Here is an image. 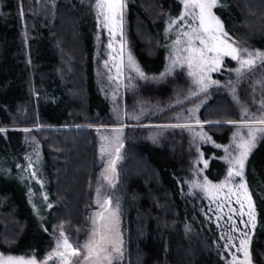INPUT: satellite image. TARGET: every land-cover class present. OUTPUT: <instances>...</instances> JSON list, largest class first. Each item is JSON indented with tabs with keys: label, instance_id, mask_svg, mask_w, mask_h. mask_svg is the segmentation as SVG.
<instances>
[{
	"label": "trees",
	"instance_id": "16d2710c",
	"mask_svg": "<svg viewBox=\"0 0 264 264\" xmlns=\"http://www.w3.org/2000/svg\"><path fill=\"white\" fill-rule=\"evenodd\" d=\"M180 1L122 0L121 40L144 76L124 64L115 82L97 69L98 59L90 60L73 8L59 4L46 22L22 13L16 0H0L2 253L40 259L51 228L79 227L92 129L117 125L126 264H231L225 243L232 225L247 238L251 264H264V133H256L241 176L254 219L234 215L230 224L201 189L202 179L226 178L227 148L245 130L244 109L250 117L264 114V63L238 74L224 57L211 74L216 85L201 92L166 49V22ZM212 12L233 44L264 50V0H217ZM21 19L29 28L25 40ZM28 87L38 95L26 101ZM69 94L80 99L68 100ZM114 102L116 123L109 116Z\"/></svg>",
	"mask_w": 264,
	"mask_h": 264
},
{
	"label": "rangeland",
	"instance_id": "374dc122",
	"mask_svg": "<svg viewBox=\"0 0 264 264\" xmlns=\"http://www.w3.org/2000/svg\"><path fill=\"white\" fill-rule=\"evenodd\" d=\"M16 2L18 10L21 9L22 13L26 12L30 17H34V15L38 14L39 17H37L41 21L45 20L46 22L50 21L53 18L56 6H58L59 4H67L69 10L73 8L76 13H79L81 18H79L81 28H83L82 36L85 39V49L88 50L91 61L95 62L98 59L97 69L104 75V77L106 76V78L108 77L110 78V80L113 78L115 82H118L120 81V78L122 76L124 64L127 68L133 69V67L129 64V54L125 48V45L123 44V41L121 40L120 21H118L117 25L114 28L115 35H112L110 33L109 27L105 26L103 16L98 15L100 10L96 7V0H16ZM184 12V3L183 0H181L180 9L171 14L169 20H167L168 22H166L167 26L165 28L164 35L167 40L166 49L169 51V53H171V59L173 60V62L176 61L177 64L183 66L189 73L187 63L188 52L184 50L188 47V37L184 36L183 33L190 32L192 27L198 26L199 21H196L195 24H193L190 16H185L184 19H180ZM18 13H21V11H18ZM67 17V26L69 25L70 27H73V29H75V21L72 20L70 16ZM171 21H175V23H171ZM20 23L22 25V28H20L21 37L25 40L29 36V28L26 25L23 26L24 19H21ZM79 37L81 38V35H79ZM72 39L77 43L78 37L76 34L73 35ZM178 40L180 41L179 44H177ZM227 42L232 44L233 47H237L238 49H240L241 54L244 56V58H247V52L264 53V50H252L243 46L238 47L229 40ZM110 44L111 47H109ZM194 44L196 47H201L198 40L194 41ZM224 57L229 58L234 63L235 67L240 68V64L238 63V61L232 59L231 56H222L221 63ZM60 61L61 59H58L59 63ZM245 68H247V66H245ZM65 70L67 71V69ZM214 72L216 71L207 73V88L216 85V82L213 83V81L215 80H213L211 76V74ZM192 79L194 80V77H192ZM195 79H198V77ZM195 84L197 89L202 92V85L197 83ZM36 95L38 94H36L34 88L28 87L26 101L30 98L33 99L34 97H36ZM73 98V95H68V100H73ZM79 99V97H77L76 99L74 98V100L76 101H78ZM109 116L116 123V120L119 116L118 104L116 102H114V104L112 103V105L110 106ZM4 119V116L0 115V122H4ZM77 127L86 128L83 126H73V128ZM119 127L120 126L117 125H101L96 126L95 129H92L93 149L92 165L90 167V183L87 187L88 191L86 207L83 211V215L80 216L81 224L78 228L65 226L51 228L49 231L48 244L44 248L41 258L36 259L38 264H61L59 257H53V259L51 260L48 259L49 254L56 249L57 241H59L61 244L60 251L64 250V237L61 236V231H63L64 236L68 238L69 243L72 244L74 248H78L81 251V257H69V259L78 260L79 264H93L96 259L95 257H93L92 261H85L83 259V256L87 254V249H85L83 246L90 239H94L96 241L100 240L99 235L93 236V231H102V229L100 228L99 219V214L102 212L105 216H108L110 212H115L116 214V223L119 235L117 237L116 234L113 233L110 239L113 243L116 244L117 247L120 248V253H112V264H126L124 233L121 224L122 196L120 194L118 184L123 159L122 132ZM253 127L257 128L256 125H253ZM63 128L66 127H61V129ZM117 129H119L120 131H117ZM240 130L242 129H238L235 134ZM240 133L241 135H246V129ZM235 134L234 141L227 148V150L229 149V151L231 152V155L228 163L229 166L226 171V178L215 182L209 181L207 179H202L201 182V189L203 191V194L209 200L215 214L218 216H225L230 224H233L234 215H244L249 217L248 213L250 207L249 201L245 196V187H240V185L243 184L241 176L229 177V168L234 166V157L239 155V152L236 148V143L239 142V137H237ZM117 148H119V159L116 158ZM111 160H116L115 172L111 170ZM238 169L239 166L235 165V170ZM105 176H107L111 180V183H109V180H106L104 178ZM235 177L239 178L236 182L234 181ZM38 188H40V186H38ZM105 200H110L111 204H105ZM241 203H243V207H241ZM101 205H103V207H101ZM106 209L108 211H105ZM94 220L96 221L95 224L93 223ZM232 232L233 233H231V236H228L227 242L225 243V245L229 246L230 249V251L228 250V260L231 264H239L240 261H245V264H251L247 250V238L243 236V234H241L237 228H233V225ZM183 236L186 239L191 238L189 232H183ZM242 240L246 241V244L244 245V251H238V249H241ZM117 241H122V243H118ZM192 249H194V245L189 247L186 246V252H189ZM245 251L247 252V260H245ZM0 256H9V254H5L0 251ZM100 264H108V262L101 259Z\"/></svg>",
	"mask_w": 264,
	"mask_h": 264
},
{
	"label": "snow or ice",
	"instance_id": "6c2138e0",
	"mask_svg": "<svg viewBox=\"0 0 264 264\" xmlns=\"http://www.w3.org/2000/svg\"><path fill=\"white\" fill-rule=\"evenodd\" d=\"M185 12L180 17L184 19L185 16H190L191 21L195 24L199 21L198 26L191 28L190 32H184L183 35L188 37L187 44L188 47L184 50L188 52L187 63L189 68V76L194 77V83L202 85L201 90L207 88L206 78L208 72L218 71L221 65L222 56H231L232 59L237 60L240 64V68L236 69L239 74L245 66L248 69H252L256 66V61L259 60L264 63V53L260 52H247V58L241 54V50L237 47H233L232 44L228 43L229 40L227 33L223 32L222 25L220 21L213 15L212 9L217 6V0H183ZM96 7L100 10L98 15L103 16L105 26L109 27L110 33L115 35L114 28L118 21L122 20V10L124 4L122 0H96ZM175 23V21H171ZM199 41L201 47H196L194 41ZM180 41H177L179 44ZM111 47V44L109 45ZM211 54V55H210ZM129 64L137 71L141 77L144 76L143 72L134 65L132 57L129 56ZM173 63H176L174 61ZM119 72V69H118ZM198 79H195L197 78ZM215 83V81H213ZM264 107V106H262ZM199 123V122H197ZM254 124L264 125V114L259 117L249 116L247 109L243 111V117L240 122V128L246 129V135H241L237 132L235 135L239 137V142L236 143V148L239 155L234 157L235 164L233 167L229 168V177L232 176H242L244 161L247 155L254 147V142L256 140V133H264V127L255 128ZM175 127V125L173 126ZM27 131V129L25 130ZM117 131H120L117 129ZM198 135H203L199 133ZM103 151V150H102ZM117 159H119V148L116 149ZM231 163V161H230ZM116 160L110 161V167L113 172H115ZM235 165L239 166L238 170H235ZM106 180H111L105 176ZM219 187V186H217ZM241 188L245 186L240 185ZM99 191V190H98ZM245 196L249 201V217L254 219V213L251 209V196L248 195L245 190ZM105 204L110 205V200H105ZM103 207V205H101ZM243 207V203H241ZM105 211H108L107 209ZM100 228L102 231H93V236L99 235L100 240L96 241L90 239L83 247L87 249V254L83 256L85 261H92L95 257L93 264H100L101 259L106 260L108 264H112V253H120V248L112 242L110 237L113 233L118 237V228L116 223L115 212H110L108 216L104 213L99 214ZM95 224L96 221L94 220ZM62 227V226H61ZM61 236L63 239V251H60L61 244L57 241L56 249L49 254L48 259L51 260L53 257H59L61 264H79L78 260H70L69 257L79 258L81 257V251L78 248H74L72 244L69 243L68 238L64 236L63 231H61ZM122 243V241H117ZM246 241H241V249L238 251H244V245ZM245 260H247V252H244ZM0 264H38L35 258H25L24 256H0ZM239 264H245V261H240Z\"/></svg>",
	"mask_w": 264,
	"mask_h": 264
}]
</instances>
